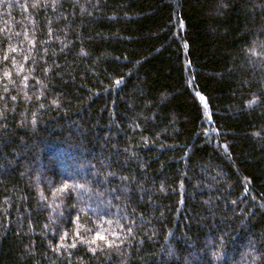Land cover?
<instances>
[{
  "label": "trees",
  "instance_id": "obj_1",
  "mask_svg": "<svg viewBox=\"0 0 264 264\" xmlns=\"http://www.w3.org/2000/svg\"><path fill=\"white\" fill-rule=\"evenodd\" d=\"M0 264H264V0H0Z\"/></svg>",
  "mask_w": 264,
  "mask_h": 264
}]
</instances>
